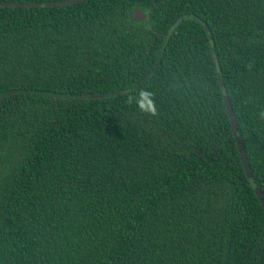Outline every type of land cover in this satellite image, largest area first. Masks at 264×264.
<instances>
[{
  "label": "trees",
  "instance_id": "16d2710c",
  "mask_svg": "<svg viewBox=\"0 0 264 264\" xmlns=\"http://www.w3.org/2000/svg\"><path fill=\"white\" fill-rule=\"evenodd\" d=\"M67 1L0 0V264H264V0Z\"/></svg>",
  "mask_w": 264,
  "mask_h": 264
},
{
  "label": "water",
  "instance_id": "95a60500",
  "mask_svg": "<svg viewBox=\"0 0 264 264\" xmlns=\"http://www.w3.org/2000/svg\"><path fill=\"white\" fill-rule=\"evenodd\" d=\"M78 1L79 0H71V1L64 2L62 4H69V3H74V2H78ZM5 5H7V4H5ZM11 6H17V5L16 4H11ZM135 15H136L135 16L136 20L144 19V16L142 15L141 11H139V10L135 11ZM223 99H224V102H225V105H226V108H227V112H228V115L230 117V121H231V124H232V127H233V132H234L235 140H236V143H237V146H238L240 159H241L243 167H244V169L246 171L247 177L249 178L250 184L252 186H254V183H253V180H252V177H251L248 165H247V161H246V158H245V153H244V150H243V147H242V144H241V140L239 139V136L237 134L236 123H235V120H234V118L232 116L231 107L229 105V101H228L226 95H224ZM255 190H256V194H257L258 198L260 199L261 204H262V206L264 208V201L261 199L260 195L258 194L257 189H255Z\"/></svg>",
  "mask_w": 264,
  "mask_h": 264
},
{
  "label": "clouds",
  "instance_id": "9594fccd",
  "mask_svg": "<svg viewBox=\"0 0 264 264\" xmlns=\"http://www.w3.org/2000/svg\"><path fill=\"white\" fill-rule=\"evenodd\" d=\"M127 103L129 105L135 103L138 110L147 115L155 116L157 114L153 93L150 91L142 89L135 96L129 95ZM260 116L264 119V113H261Z\"/></svg>",
  "mask_w": 264,
  "mask_h": 264
},
{
  "label": "bare ground",
  "instance_id": "6f19581e",
  "mask_svg": "<svg viewBox=\"0 0 264 264\" xmlns=\"http://www.w3.org/2000/svg\"><path fill=\"white\" fill-rule=\"evenodd\" d=\"M231 112H232V110H231Z\"/></svg>",
  "mask_w": 264,
  "mask_h": 264
}]
</instances>
